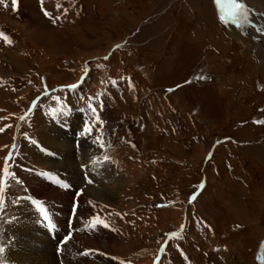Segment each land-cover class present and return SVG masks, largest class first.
Returning <instances> with one entry per match:
<instances>
[{"label": "rangeland", "instance_id": "374dc122", "mask_svg": "<svg viewBox=\"0 0 264 264\" xmlns=\"http://www.w3.org/2000/svg\"><path fill=\"white\" fill-rule=\"evenodd\" d=\"M261 1L251 4L263 8ZM216 7L214 0H18L14 10L12 0H0V249L15 238V214L34 222L27 202L49 178L38 134L69 115L100 133L122 181L93 207L90 232L87 215L69 218L56 194L46 204L38 199L48 223L28 228L19 254L48 240L60 262V249L77 239L105 259L95 264L262 263L264 43L222 21ZM64 133L77 157L87 139L69 126ZM80 167L75 178L98 188L101 180Z\"/></svg>", "mask_w": 264, "mask_h": 264}, {"label": "bare ground", "instance_id": "6f19581e", "mask_svg": "<svg viewBox=\"0 0 264 264\" xmlns=\"http://www.w3.org/2000/svg\"><path fill=\"white\" fill-rule=\"evenodd\" d=\"M248 1L249 3L246 2L245 0H242L244 5L246 6V13H245L246 19H243V18L240 19L238 21L239 24L236 25L237 26L236 28L238 30L244 29L245 31L247 30L248 32H251L253 37L260 44H262L264 43V11H263L264 10V0H262L261 1L262 3H260L263 8H260L257 5L251 4L253 3L254 0L253 1L248 0ZM251 16L255 18H259V21H257V24H255V22L253 21L258 20V19H253L251 18ZM227 20L231 22L230 19H227ZM258 22H262V25H260V23ZM39 37L43 39L40 35ZM70 117L71 116L69 115L66 117L67 118L66 120H68L71 123L69 125L65 123L66 120H64L63 115H57L56 118L53 119L54 122H52V126H50L49 129H45L42 133L38 134L37 142H38L39 149H40L39 154L41 157L44 158L43 159L44 161L49 162L48 164L49 168L47 171H45V173L49 176V178L48 177L44 178L43 182L40 179L41 182L39 183L40 184L38 187L39 189L36 191L37 193L35 196L36 200L34 199L35 201L33 199L30 200L29 197L26 198V200L29 199L27 202V208L29 209L30 214L34 215V222H33L34 224L31 223L30 221L28 223L27 220L23 224V222H20L19 220L23 216L22 215L19 216L18 214H15L16 215L15 220L12 222V226H10L9 228L11 233L14 232L15 238L13 237L11 241L5 242L4 251L1 253V257H0V264H27L26 260L28 259L32 260L31 264H59V263L60 264H82L83 260H88V264H95L94 262L92 263L91 260H97V259L103 260V256H101L99 253L97 252L92 253L90 250L84 249L81 243L79 241L78 242L76 241L77 239L74 240L73 242L70 241V243H65L63 247L60 249V255H58L60 262H58L57 257H55L56 255L49 253L47 247L53 246V245L51 243H48V240H45L46 243L40 242L39 245H42L43 247L42 250H39L38 248L33 247V249H30L28 251L26 250L27 253L24 254V256L22 254H19L20 251L18 252V248L16 246V242L19 244L22 243L21 237H24V236L28 237L29 235L28 228L32 227L30 229L40 231L39 228L45 227V225L48 223L47 218H45V215H44L46 213V210L42 211L43 214H41L40 210L35 208V206L38 205L37 204L38 199H42L45 203L46 201H49L53 197L54 194H56L57 195L56 197L61 198V202L63 201L60 204V207L63 211H65L67 215H70L69 218H72L76 215L77 216L85 215V214L87 215L88 218H86L87 220H85V224L87 226L85 227V230H88V232H90L91 231L90 229H92L91 223L94 221V220L92 221L91 219L93 218V215L95 214L93 207L97 205V202L110 200L111 197L113 196V190L117 189L119 187V184L122 181V175L120 174V171L111 163V161L107 157V154L104 152V149H103V146L100 140V133L93 130V134H90L92 129H91V124L89 121L82 120L78 124V120L74 119L75 120V121L73 120L74 124H72L71 122L72 120L70 121ZM67 126L72 127V130L74 132L80 133L81 137L85 136L84 141L86 139L88 141L85 143L84 149H83V146L81 147V149H79L81 151L77 152L78 153L77 157H75L76 156L75 154L74 156H72L75 151L74 143L70 142L71 140L67 138V135H66L67 133L66 134L64 133ZM83 127H86L87 129H84ZM80 166L83 167L84 170L88 172L91 177L96 178V179L99 178L101 180V185L98 188L96 187L97 184H94L93 182L90 184H85L86 181L83 178H75V175L77 173L75 175L73 173L75 172V170L79 169ZM248 173L251 178L252 177L256 178L255 176L256 174L254 175L250 171V169ZM68 174L72 175L73 178L72 179L68 178L67 177ZM58 180H60V182ZM70 182H72L73 184H71ZM256 182H257V178H256ZM58 183H60V185L64 184L66 189L64 188L62 191H57ZM67 185H69V187ZM82 188H83V191L81 190ZM39 191L43 193L39 194ZM78 191L80 192L77 193ZM254 196L257 198V194H255ZM24 206H26V203L24 204ZM17 210H18L17 212H21L19 208ZM49 213L51 214V212ZM58 213H59V210H58ZM55 217L57 218L58 221H60L59 222L60 225H64L65 228L67 226L71 227V220L65 221L63 218H61V216H55ZM27 218L28 217H26V219ZM52 219H55V218H53L52 216ZM107 234H108L107 232H104V234L100 235L101 237L99 238L105 239L106 237L105 235ZM78 235H80V232L78 233ZM31 236L32 234H30V237ZM55 239L56 237L54 238L53 241H55ZM91 249H95V248H91ZM260 253L262 255L261 264H264V245L262 249L260 250ZM82 254H84V256ZM85 254H87V256H85Z\"/></svg>", "mask_w": 264, "mask_h": 264}, {"label": "snow or ice", "instance_id": "6c2138e0", "mask_svg": "<svg viewBox=\"0 0 264 264\" xmlns=\"http://www.w3.org/2000/svg\"><path fill=\"white\" fill-rule=\"evenodd\" d=\"M13 8L16 10V5L18 4V0H12ZM216 3L218 5V8L221 12V20L224 21L225 19H230L233 21V23H238L240 19H246V6L242 2V0H216ZM41 4H43V0H41ZM44 15L52 18L47 10L43 9ZM0 36H2V33H0ZM203 78V77H200ZM95 111V110H93ZM5 171H7L5 169ZM91 183V181H89ZM2 201H0V205H2ZM47 218V217H45ZM3 249H0V252H2Z\"/></svg>", "mask_w": 264, "mask_h": 264}, {"label": "crops", "instance_id": "0c3cea01", "mask_svg": "<svg viewBox=\"0 0 264 264\" xmlns=\"http://www.w3.org/2000/svg\"><path fill=\"white\" fill-rule=\"evenodd\" d=\"M249 166V165H248ZM251 167L249 166V168L247 169V170H249ZM253 170V169H252ZM254 171V170H253ZM255 172V171H254ZM254 175L256 174V172L255 173H253ZM258 175V174H257ZM259 176V175H258ZM249 179H251V178H249ZM244 183H246V182H244ZM248 187V189H251L250 191H253V187L252 186H247ZM250 191H249V193H250ZM252 196H253V194L252 193H250V197L252 198ZM258 198V199H257ZM257 198L255 197L254 199L255 200H262L261 198L259 199V195H257ZM245 201H248L249 200V198L248 197H246V199H244ZM226 201H230V202H234L235 201V199H233L232 200V197L231 196H229V198L226 200ZM262 202V201H261ZM248 203V202H247ZM259 207V205H256V208H258ZM248 208H249V206H248ZM256 208H254L255 210H256Z\"/></svg>", "mask_w": 264, "mask_h": 264}]
</instances>
